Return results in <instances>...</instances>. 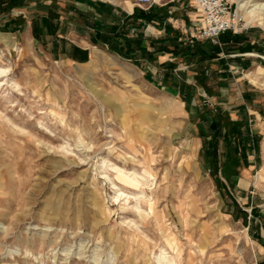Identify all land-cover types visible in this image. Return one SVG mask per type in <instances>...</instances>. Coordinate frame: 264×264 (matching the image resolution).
<instances>
[{
    "label": "rangeland",
    "instance_id": "rangeland-1",
    "mask_svg": "<svg viewBox=\"0 0 264 264\" xmlns=\"http://www.w3.org/2000/svg\"><path fill=\"white\" fill-rule=\"evenodd\" d=\"M239 11L236 34L264 35ZM39 14L40 0H0V264H264V51L226 71L259 101L213 127L117 55L47 56L24 37Z\"/></svg>",
    "mask_w": 264,
    "mask_h": 264
},
{
    "label": "crops",
    "instance_id": "crops-1",
    "mask_svg": "<svg viewBox=\"0 0 264 264\" xmlns=\"http://www.w3.org/2000/svg\"><path fill=\"white\" fill-rule=\"evenodd\" d=\"M200 19L193 0H155L148 8L134 0H40V14L31 19L24 37L37 41L53 59L84 64L108 53L131 61L146 72L149 82L171 96L180 95L187 114H214L210 121L214 127L219 114L241 119L248 116L247 102H257L259 95L250 88L242 99L232 94L233 83L227 82L226 71L257 64L256 51H264V35L228 31L221 35V43L213 44L195 37ZM213 89L216 107L211 109L202 103V92ZM242 134L250 161L251 143ZM203 138L196 143L205 144L211 136ZM247 166L242 159L245 169L237 183L248 177Z\"/></svg>",
    "mask_w": 264,
    "mask_h": 264
},
{
    "label": "built area",
    "instance_id": "built-area-1",
    "mask_svg": "<svg viewBox=\"0 0 264 264\" xmlns=\"http://www.w3.org/2000/svg\"><path fill=\"white\" fill-rule=\"evenodd\" d=\"M193 1L201 17L195 35L197 39H207L213 44H219L223 33L240 32L245 27L243 16L238 7H234L233 0ZM134 2L148 8L154 4L155 0H134ZM209 103L212 105V102Z\"/></svg>",
    "mask_w": 264,
    "mask_h": 264
},
{
    "label": "bare ground",
    "instance_id": "bare-ground-1",
    "mask_svg": "<svg viewBox=\"0 0 264 264\" xmlns=\"http://www.w3.org/2000/svg\"><path fill=\"white\" fill-rule=\"evenodd\" d=\"M251 1V0H250ZM249 1H240L239 2V6H238V9L241 10L243 9L244 7H246V13H250L252 14L254 17H258L259 20H263L264 17L262 16V11L264 10V3H259V2H254V3H250L248 4ZM0 72L1 73H5L7 72V69L5 68H1L0 69ZM145 159V158H144ZM147 160V159H146ZM115 166V165H114ZM117 167V166H116ZM122 169V168H121ZM142 177V176H141ZM131 178V177H130ZM135 181L137 184H141V180L138 178V176H134L133 179L131 180L132 181ZM130 182V183H131ZM168 263V262H167Z\"/></svg>",
    "mask_w": 264,
    "mask_h": 264
}]
</instances>
